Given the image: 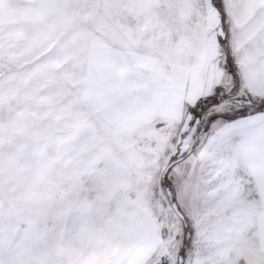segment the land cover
I'll list each match as a JSON object with an SVG mask.
<instances>
[{
	"label": "snow or ice",
	"instance_id": "obj_1",
	"mask_svg": "<svg viewBox=\"0 0 264 264\" xmlns=\"http://www.w3.org/2000/svg\"><path fill=\"white\" fill-rule=\"evenodd\" d=\"M0 264H264V0H0Z\"/></svg>",
	"mask_w": 264,
	"mask_h": 264
}]
</instances>
